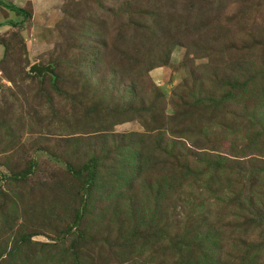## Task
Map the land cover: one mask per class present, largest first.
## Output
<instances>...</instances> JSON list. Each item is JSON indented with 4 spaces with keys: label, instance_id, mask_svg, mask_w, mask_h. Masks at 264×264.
Here are the masks:
<instances>
[{
    "label": "rangeland",
    "instance_id": "1",
    "mask_svg": "<svg viewBox=\"0 0 264 264\" xmlns=\"http://www.w3.org/2000/svg\"><path fill=\"white\" fill-rule=\"evenodd\" d=\"M3 1L29 17L0 4V264H198L203 255L264 264V0ZM98 41L104 51L90 47ZM85 56L96 63L85 67ZM33 64H50L55 81L30 73ZM132 85L137 94L116 99ZM191 93L217 102L201 105L191 119L203 124L183 136L169 115ZM143 102L160 116L142 123L132 109ZM135 132L154 138L123 141ZM157 141L185 146L169 156ZM204 151L229 163L207 170L201 157L202 172L189 176L170 158L193 164L190 154ZM90 157L87 219L67 232L78 187L67 164ZM169 170L179 180L165 184ZM150 206L157 216L140 221ZM201 228L212 231L206 248L189 255L181 235ZM28 233L30 246L11 256Z\"/></svg>",
    "mask_w": 264,
    "mask_h": 264
},
{
    "label": "trees",
    "instance_id": "2",
    "mask_svg": "<svg viewBox=\"0 0 264 264\" xmlns=\"http://www.w3.org/2000/svg\"><path fill=\"white\" fill-rule=\"evenodd\" d=\"M0 4L5 6L6 8L10 9L11 11L15 12L17 15H21L23 19L29 17V12L23 8V7H19L16 6L12 3H5L3 0H0ZM91 48L94 49V51H97L99 49H102L103 51L106 49L105 44L102 43V41H98L96 42L94 45L90 46ZM190 52V51H189ZM96 59L97 57L95 56L94 58L91 59L90 57V62L89 60L86 61V56L84 57V60L87 62L85 64V67L90 68V66L94 65L96 63ZM134 60H137L135 58H133ZM139 60H137V65L139 64ZM139 66V65H138ZM152 67H146V69L144 68L143 73L146 74L148 72V70L152 69L154 67L153 63L152 65H150ZM53 68L51 67V72H47L49 73L48 76L50 77V81H55L56 79V74L52 72ZM142 71V70H141ZM109 73H113L111 70L108 71ZM137 72H140V69H138ZM45 73V72H44ZM44 73L42 75H44ZM36 74V73H35ZM38 77H42L39 76L38 74H36ZM223 84L228 85L229 83L226 81H223ZM234 83L231 84V86L235 87V83H237V81H233ZM132 88H129L128 90L126 89L125 91H123L116 99H120L122 100V98H124L127 95H132V94H137L138 90L135 89L134 85H132ZM178 91V88L177 90ZM100 94L103 93V89L98 91ZM176 97L178 98V93L176 95ZM186 98H189L185 101H182L181 103V107L179 110L175 111V113L173 115H169V116H173L177 117L180 116L181 120L178 122V129L175 130V132H179L182 133V135L184 136V134H188L189 130L188 129H196L199 128L200 124H203V121L197 120L195 119L194 121H192L191 118H195V117H203V115L201 113H199V108H202L201 105H204L205 107H208L209 105H215L216 104V100H214L213 98H211L210 96H203V95H199L197 96L195 93H191V95H185ZM82 100V99H80ZM155 104H150L147 105L145 102L142 103V105L137 109H132V114L133 115H137L139 117V120L142 121V123H145V119H144V115L142 114H146V116H149L151 118H153V115H157L160 116V113L158 111V109L156 110V113H153V106ZM132 108V107H131ZM127 109V107H123V108H119L116 112V114H124L125 110ZM94 107H89V111L93 112ZM108 110H110V108H108ZM149 114V115H148ZM212 117H210L211 119ZM125 120V119H124ZM147 120V119H146ZM212 121V119L210 120V122ZM185 123V125H183ZM187 126V127H186ZM156 129V128H154ZM190 129V130H191ZM148 131L152 130L151 128L147 129ZM162 131H158L157 135L159 137V134ZM125 136V134H121V137H117L115 140L119 141L121 140L123 137ZM127 136V138H125L123 141H125L127 143V141L130 139V137L135 136L137 138L140 137H144V138H149L152 139L154 138V135L150 134V133H138L135 132L134 133H129ZM187 136V135H186ZM112 137H115V135H112ZM102 141L104 142V144L106 143V136L102 135ZM156 145L162 150L165 151L167 153V155L169 156H176L174 155L173 151L176 152L177 154L180 155V151L178 150L179 145H184L183 142L181 141H174L170 146L166 143L164 145H162L159 141H157ZM104 146V145H103ZM185 146V145H184ZM187 148V147H186ZM189 149V148H187ZM178 150V151H177ZM202 153V152H201ZM192 156V160H189L191 162H193V164H185L182 162V160H180L179 158H175V157H170L171 159H173V163L176 162L177 163V168L181 167L184 169V175L188 174L189 176H198L202 170L199 168V165L197 164V160L198 158H203V160L200 159V164H204V167H206L207 170L212 169V171L218 170V169H222L224 165H227L229 162L228 160H222L221 156L219 154H215V153H211V152H206L204 151L202 154H198V153H192L190 154ZM171 160H168L167 163H170ZM34 163L30 164L29 166H33ZM97 166H98V159L96 157H90L88 160L84 161L82 163L81 166H79L77 169L73 168V166H70L69 164H67V168L70 170V172L73 174V176L75 178H77L78 181V187L76 188V200H77V204H76V208L74 213H73V217L71 220V223L68 225L66 231L70 232L72 230L75 229H80V225L82 223V218H83V227H84V222L86 221V217L88 214V205L90 204V201H92V189L93 185H94V181L96 180V176H97ZM29 167V168H30ZM26 169L25 171H21V172H16V173H12L10 176H8V179L11 181H19L22 180L26 177L27 175V171L30 169ZM198 169V170H197ZM169 174L165 175V184L167 183H172L174 181L179 180V177L176 176L175 172H172L171 170H169ZM163 179L158 180V184L159 183H164ZM163 186V185H162ZM159 192V196H158V192L155 194L154 199L158 200L160 197L162 198V192H160V189L157 188L156 189ZM2 194V191H0ZM4 196V195H3ZM225 198H227L226 200H229L232 195H230V197H227L226 195H224ZM233 199H239L238 197H234ZM159 201V200H158ZM141 206V205H139ZM152 210V212H151ZM166 210V209H165ZM164 210V211H165ZM151 212V213H150ZM140 213L142 215H140L139 213V217H140V221H146L145 219H149L150 221H152L158 213V208L157 206H150L148 209H143L142 211H140ZM167 213V211L165 212V214ZM137 217V216H135ZM264 217V215H263ZM87 227L85 225V231H86ZM153 233H156V229L155 227L152 228L151 230ZM82 232H80L78 234V236L81 234ZM87 234H85L84 230H83V240L85 239V235L88 236V238H91V234L89 231H86ZM212 231H208L205 228H201L198 231H196L195 233H193L192 235H186L189 238H184L185 235H181V242L182 245L187 246L186 250L188 251L187 253L190 255L193 251H198V250H202V248H206V244L207 241H209V235H211ZM186 234V232H185ZM33 235V233H28L26 235H20L19 238L15 239V242H13V246L9 249L8 253L11 256H14L13 253H15L17 248H19L20 246H30L31 243V236ZM80 238V237H79ZM74 240V239H72ZM184 240V242H183ZM28 242V243H27ZM211 242V241H210ZM212 244V242H211ZM218 248V241H216L214 243V249ZM217 260H211L210 255L204 256L203 255V260L205 261H201L198 260L195 263L198 264H213L212 262H215L214 264H220V255H217ZM222 259V258H221ZM244 259V258H242ZM227 264H241L242 262L240 261V263H237L235 261V259H229L226 262ZM11 264V262L9 263Z\"/></svg>",
    "mask_w": 264,
    "mask_h": 264
},
{
    "label": "water",
    "instance_id": "3",
    "mask_svg": "<svg viewBox=\"0 0 264 264\" xmlns=\"http://www.w3.org/2000/svg\"><path fill=\"white\" fill-rule=\"evenodd\" d=\"M29 72L30 73H36L39 76H41L44 72H51V65H38V64H33L29 67Z\"/></svg>",
    "mask_w": 264,
    "mask_h": 264
}]
</instances>
